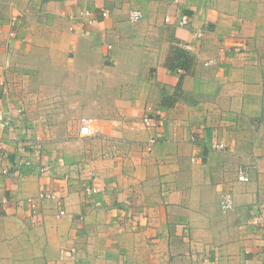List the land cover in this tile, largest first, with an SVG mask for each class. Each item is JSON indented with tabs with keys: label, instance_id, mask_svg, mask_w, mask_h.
I'll return each instance as SVG.
<instances>
[{
	"label": "crops",
	"instance_id": "obj_1",
	"mask_svg": "<svg viewBox=\"0 0 264 264\" xmlns=\"http://www.w3.org/2000/svg\"><path fill=\"white\" fill-rule=\"evenodd\" d=\"M0 264H264V0H0Z\"/></svg>",
	"mask_w": 264,
	"mask_h": 264
},
{
	"label": "built area",
	"instance_id": "obj_2",
	"mask_svg": "<svg viewBox=\"0 0 264 264\" xmlns=\"http://www.w3.org/2000/svg\"><path fill=\"white\" fill-rule=\"evenodd\" d=\"M176 2H180V0H176ZM87 14V13H86ZM102 15H105L104 13ZM143 19V14L141 11L139 10H132L130 11L129 13V16H128V20L131 24H135V23H138L140 20ZM166 22H168V18L165 19ZM187 24V22H185L184 19H182L178 25L179 26H185ZM202 35V31L199 30L197 32H195L193 34V37H201ZM151 119L150 118H144L143 119V123L145 125H149ZM100 129L97 128V127H94L92 125V121L90 119H87V118H82L80 120V123H79V126H78V136L81 137V138H89V137H93V136H97V135H100ZM192 141H194V138L192 137L191 138ZM155 142V139L154 138H149L148 140V143H147V149L149 150L150 149V145L153 144ZM213 148L215 149H219V150H222L224 148L223 144H216L213 146ZM236 178H237V181L239 182H248L249 181V178L245 172V170L243 168H239L237 170V174H236ZM86 193L87 194H93L95 192H97L96 189L94 188H86L85 189ZM45 197H50V198H54L53 195H45L43 193H39L38 196H37V199H42V198H45ZM20 203H24L20 201ZM25 203L28 204L29 206L33 207L34 206V199L32 198H29V199H26L25 200ZM220 208L222 211L224 212H228V211H231L233 210L234 208V204H233V198H232V195L229 193V192H224L222 195H221V198H220ZM64 213L63 212H59L58 215L61 216L63 215Z\"/></svg>",
	"mask_w": 264,
	"mask_h": 264
},
{
	"label": "trees",
	"instance_id": "obj_3",
	"mask_svg": "<svg viewBox=\"0 0 264 264\" xmlns=\"http://www.w3.org/2000/svg\"><path fill=\"white\" fill-rule=\"evenodd\" d=\"M186 64V63H185Z\"/></svg>",
	"mask_w": 264,
	"mask_h": 264
}]
</instances>
